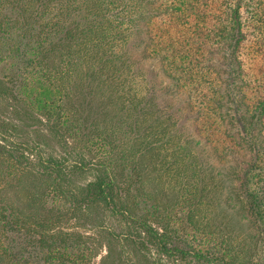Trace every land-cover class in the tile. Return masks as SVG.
Masks as SVG:
<instances>
[{"label":"trees","instance_id":"obj_1","mask_svg":"<svg viewBox=\"0 0 264 264\" xmlns=\"http://www.w3.org/2000/svg\"><path fill=\"white\" fill-rule=\"evenodd\" d=\"M98 258L264 264V0H0V264Z\"/></svg>","mask_w":264,"mask_h":264},{"label":"rangeland","instance_id":"obj_2","mask_svg":"<svg viewBox=\"0 0 264 264\" xmlns=\"http://www.w3.org/2000/svg\"><path fill=\"white\" fill-rule=\"evenodd\" d=\"M226 146L234 147L235 148L234 144L233 143H229V142H227ZM214 149L216 150V153H215L216 155L214 157V161L213 162H214V165L217 166V169L219 170L220 164L222 166L224 164L223 162H225V154H226V151H224L225 144L224 143L215 142ZM226 204H228V206L231 205L229 199L226 200ZM96 263L97 264L100 263V258H98L96 260Z\"/></svg>","mask_w":264,"mask_h":264}]
</instances>
